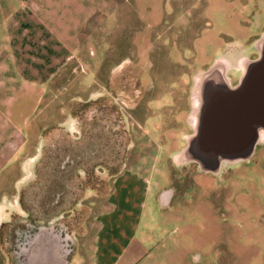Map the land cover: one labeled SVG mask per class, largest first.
<instances>
[{
    "label": "rangeland",
    "instance_id": "374dc122",
    "mask_svg": "<svg viewBox=\"0 0 264 264\" xmlns=\"http://www.w3.org/2000/svg\"><path fill=\"white\" fill-rule=\"evenodd\" d=\"M118 1L125 30L111 35L100 70L88 71L78 58L62 68L25 130L24 157L0 177V201L11 218L2 227L0 264H26L34 232L37 244L58 250L55 264H92L98 217L127 159L147 175L169 172L171 200L154 208L156 238L142 264H264V145L214 174L168 161L188 132L198 50L208 42L213 48V36L244 42L233 31L234 11L224 15L217 0L209 13L206 0H177L142 48L134 40L141 22L133 4ZM241 11L250 42L264 29V9Z\"/></svg>",
    "mask_w": 264,
    "mask_h": 264
},
{
    "label": "crops",
    "instance_id": "0c3cea01",
    "mask_svg": "<svg viewBox=\"0 0 264 264\" xmlns=\"http://www.w3.org/2000/svg\"><path fill=\"white\" fill-rule=\"evenodd\" d=\"M130 1L141 22L134 40L144 48L177 0ZM213 1L206 0V12ZM217 1L224 15L234 11L238 29L233 31L245 39L228 43L213 36V48L208 42L198 50L184 117L188 132L179 135L182 147L168 160L212 174L224 164L247 160L264 145V29L248 42L251 27L240 21L241 10L261 12L264 0ZM121 29L118 0H0V177L24 157L25 130L47 85L74 58L88 71L100 70L102 50L106 45L110 50L111 35ZM135 165L127 159L113 176L108 210L98 217L92 264H142L155 242L153 211L171 200L165 185L169 172L147 175ZM4 205L0 201V247L7 240L2 227L11 221ZM37 241L34 232L24 247L25 263H57L58 250Z\"/></svg>",
    "mask_w": 264,
    "mask_h": 264
}]
</instances>
